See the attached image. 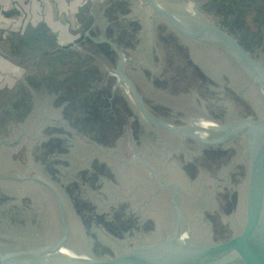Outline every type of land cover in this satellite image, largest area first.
<instances>
[{
  "label": "rangeland",
  "instance_id": "rangeland-1",
  "mask_svg": "<svg viewBox=\"0 0 264 264\" xmlns=\"http://www.w3.org/2000/svg\"><path fill=\"white\" fill-rule=\"evenodd\" d=\"M123 1L127 7L125 19L139 21V27L126 51L119 50L123 56L120 71L132 82L152 116L208 140L220 139V127L224 125L246 117L258 120L264 117V90L225 44L211 38H182L164 17L150 8L147 0ZM154 1L177 17L186 29L193 30L195 22L203 19L232 33L216 14L208 12L206 0ZM107 2H1L0 21L4 24L0 25V85L13 93L28 91L32 95L28 111L15 112L18 115L11 114L0 125V248L20 264H74L107 259L141 246L156 245L178 227V237L168 249L176 252L222 241L238 234L244 224L250 129H242L228 140L211 145L231 147L230 157L201 154L202 163L186 167L185 162L200 155V145L205 144L145 121L128 85L116 74L120 57L116 65L111 64L103 49L95 57L115 79V87L130 102L147 130L159 134L156 141L150 146L139 144L127 129L116 145L93 149L87 137L75 134L71 150L59 156L55 173L36 159V145L46 141L49 134L57 135L59 132H54L57 128H50L55 129L64 120L46 87L24 88L25 71L21 66L29 65L30 71L35 70L42 65L37 64L42 55L34 58L36 47L23 51L20 43L17 53L5 50L10 46L8 40L4 44L6 31L21 36L29 26L44 24L51 29L48 30L51 40L56 36L61 46L77 48L85 43L87 47L86 40L101 45L107 42L104 33ZM158 29L173 33L192 60L209 75L210 80L200 87L206 100L189 91V84L152 85L148 73L151 77L168 79V73H164L167 68L152 60L149 48ZM247 50L264 68V26L260 41ZM156 53L161 56L158 50ZM70 131L66 129L60 134L70 138ZM94 158L105 163L109 171L104 170L106 175L97 178L95 189L87 186L90 182L82 183V195L93 203L87 229L73 208L67 185L79 171L75 169L88 170ZM72 194L77 193L73 190ZM121 205L124 211L120 210ZM127 211L133 213L135 225L122 229L119 235H111L95 222L100 216L105 219L127 216ZM93 245L99 252L92 250ZM218 264L237 263L231 259Z\"/></svg>",
  "mask_w": 264,
  "mask_h": 264
},
{
  "label": "trees",
  "instance_id": "trees-1",
  "mask_svg": "<svg viewBox=\"0 0 264 264\" xmlns=\"http://www.w3.org/2000/svg\"><path fill=\"white\" fill-rule=\"evenodd\" d=\"M205 6L208 12L210 11L220 18L246 49H251L260 41L261 27L264 26V0H206ZM126 9V3L123 0H108L104 12V33L107 42H102L101 45L95 44L92 40H86L87 47H85V43L77 48L61 46L56 36L51 35V40L48 34L50 27L44 24H39V27L38 25L29 26L26 32L21 34L22 37L13 34L14 32L6 31L7 36H5L4 44L8 40L10 46L5 50L17 53L19 51L17 44L20 43L24 46L23 51H25L24 49L32 50L33 46L36 47L34 58L36 55H42L41 62H37L42 65L35 70L30 71L29 65L21 66L25 71V80L28 84L24 83V88L46 87L53 95L52 104L61 109L64 123L58 127L55 126V129L50 128V130L57 128V131L54 132L59 133L57 135L49 134L50 137L46 141H41L35 147L36 159L48 171L55 173L54 168L58 164L59 156L61 153L71 150V146L74 145L72 143L74 138H71L75 137V134L87 137L93 149H96L97 146L116 145L127 129L131 131L133 139L139 144L147 146L153 144L159 135L147 130L139 120L138 113L133 111L130 102L124 99L121 92L115 87V79L104 70V65L102 66V63L100 64L95 57L96 52L103 49L108 53L110 63L116 65L119 56L112 44L118 51L125 52L134 40L139 21L125 19ZM149 48L152 50V60L161 62L163 68H167L164 73H168V79H162L160 76L151 77L148 73L147 76L152 85L154 84L153 86L159 82H165L166 87L189 84V91L195 92L202 100H206V96L203 94L204 90L200 87L206 84L210 77L192 60L188 51L176 40L173 33L167 29H158L154 42L149 45ZM157 50L161 56L156 53ZM31 105L32 95L28 91L13 93L12 90L9 91L0 85V125L4 124L11 114H17L15 112L28 111ZM154 114L161 117L155 111ZM66 129L71 130L70 138L60 134ZM200 146V155L186 161V167L202 163L203 154H227L230 157L233 153L230 151L231 147ZM79 163V161L75 163L74 167H77ZM88 168L86 170L77 167L75 172L79 171L75 176L71 175L73 176L72 180L67 185L73 208L87 229L91 224L88 214L91 212L90 206H93V203L89 197L82 195V183L90 182L87 186L95 189L93 185L97 178L106 175L104 170L109 171V167L97 158L90 162ZM73 190L77 194L73 195ZM123 208L124 206L121 205L120 210L124 211ZM126 213L127 216L126 214L121 217L116 215L110 219L100 216L95 222L110 231L111 235H119L122 233V229L135 225L133 213L128 211ZM96 246L93 245L92 250L99 252Z\"/></svg>",
  "mask_w": 264,
  "mask_h": 264
},
{
  "label": "water",
  "instance_id": "water-1",
  "mask_svg": "<svg viewBox=\"0 0 264 264\" xmlns=\"http://www.w3.org/2000/svg\"><path fill=\"white\" fill-rule=\"evenodd\" d=\"M150 8L160 14L182 38H211L225 44L236 57L245 72L264 90V68L229 31L203 19L195 22L193 30L186 29L182 22L167 9L154 0H147ZM120 61L116 74L131 90L132 97L142 118L149 124L166 129L181 136H188L198 143L217 145L222 143L242 129L249 128L248 140V178L245 194V220L242 229L236 235L215 243L189 247L176 252L168 251L178 237V227L173 234L156 245L141 246L136 250L120 253L111 258L74 262V264H218L223 260H235L237 264H264V117L254 119L246 117L221 128L222 137L218 140H208L199 137L194 131L172 125L152 116L144 107L134 85L120 71L123 56L117 50ZM154 252V253H153ZM0 264H20L11 255L0 248Z\"/></svg>",
  "mask_w": 264,
  "mask_h": 264
},
{
  "label": "crops",
  "instance_id": "crops-1",
  "mask_svg": "<svg viewBox=\"0 0 264 264\" xmlns=\"http://www.w3.org/2000/svg\"><path fill=\"white\" fill-rule=\"evenodd\" d=\"M5 1V0H4ZM16 2H18V0H15ZM21 1V0H20ZM22 1H26V2H28L29 0H22ZM47 2H48V0H46ZM2 0H0V9H2L3 8V5H1L2 3ZM25 3V2H24ZM8 6L6 5L5 6V8H7ZM9 14V13H8ZM4 24V22H1L0 21V25L2 26ZM6 24V23H5Z\"/></svg>",
  "mask_w": 264,
  "mask_h": 264
}]
</instances>
